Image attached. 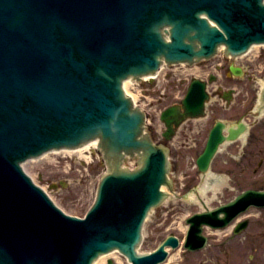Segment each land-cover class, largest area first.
Returning <instances> with one entry per match:
<instances>
[{
	"label": "water",
	"instance_id": "95a60500",
	"mask_svg": "<svg viewBox=\"0 0 264 264\" xmlns=\"http://www.w3.org/2000/svg\"><path fill=\"white\" fill-rule=\"evenodd\" d=\"M263 40L264 0H0V264H88L113 246L134 263L162 259L170 239L147 256L134 247L148 208L165 196L159 187L169 183L167 150L141 136L144 114L122 80L153 72L163 60L208 57L219 43L234 55ZM191 91L184 105L194 114L202 83ZM176 116L175 108L162 114L168 127ZM221 127L198 158L201 169ZM96 136L111 169L86 219H78L56 207L20 162ZM95 144L25 168L60 207L83 215L107 170ZM122 150H141L140 166L121 169Z\"/></svg>",
	"mask_w": 264,
	"mask_h": 264
},
{
	"label": "rangeland",
	"instance_id": "374dc122",
	"mask_svg": "<svg viewBox=\"0 0 264 264\" xmlns=\"http://www.w3.org/2000/svg\"><path fill=\"white\" fill-rule=\"evenodd\" d=\"M221 54L222 51L212 59L202 60L198 65L192 67L187 65L168 67L152 81H141L137 85L138 103H141L149 113V120L156 129V136H160L161 131L164 129V125L159 119L161 110L171 103L179 102L192 76L207 78L209 73L218 76L221 70H217L216 61L230 62V60H225ZM227 63L222 66L223 71L226 69ZM217 81L222 83V90L232 85V83L222 81L219 76ZM217 83L216 81L209 83L208 88L211 97L207 108L217 106L214 104L213 95ZM131 91L136 93V88H132ZM206 131L207 127L204 128L199 139L193 137L189 140L183 136L184 129L179 127L174 137H172L170 142L173 147L170 151V159L172 164L171 175L175 181L174 191L161 205L153 208L146 218L143 225V241L139 247L141 251L152 250L169 233L178 236L183 235L185 218L202 208V196L199 188L203 176L194 166V156L202 148ZM227 151L224 148L218 153L212 164L211 170L216 176L220 177L221 183L219 182L220 185L217 189L213 190L209 187L205 191V200L209 199L207 204L211 207L231 199L243 188L256 184L264 176L260 172L253 173L251 168L241 169L244 171L241 172L239 166H247V158L241 159V161L235 160V150L233 149L229 153ZM253 163L255 164V157H253ZM119 255L121 260L113 257L108 259H112L114 264H130L121 254ZM169 256L171 258L167 262H180L183 254L181 249L178 248L171 250ZM108 259L105 261L106 264H108Z\"/></svg>",
	"mask_w": 264,
	"mask_h": 264
},
{
	"label": "flooded vegetation",
	"instance_id": "af4514ba",
	"mask_svg": "<svg viewBox=\"0 0 264 264\" xmlns=\"http://www.w3.org/2000/svg\"><path fill=\"white\" fill-rule=\"evenodd\" d=\"M244 65L245 76H226L235 86L220 95L229 102L224 112L231 119L238 123L245 115L251 121L244 143L242 137H238L230 146L231 150L247 157L248 165L240 169L251 168L253 172L264 174V85L257 80L258 76L264 78V47L254 56L246 57ZM241 79L244 86L240 94L235 87L242 84ZM218 90L217 87V93ZM260 92L263 102L254 109V100ZM257 187L264 188V184ZM207 233L208 243L199 250L197 264H264V207L251 206L222 228L207 227Z\"/></svg>",
	"mask_w": 264,
	"mask_h": 264
},
{
	"label": "bare ground",
	"instance_id": "6f19581e",
	"mask_svg": "<svg viewBox=\"0 0 264 264\" xmlns=\"http://www.w3.org/2000/svg\"><path fill=\"white\" fill-rule=\"evenodd\" d=\"M253 47H257V45H254ZM128 83H129V80H126L124 82V87H125V89H126L127 92H129L128 89H127ZM131 87H132V85H131ZM135 96L138 97V92H136V94L133 95L134 99H135ZM210 178L212 179V181L210 183V186L214 190L217 188L216 186H218V184H219V182H218L219 181V178L216 177V176H214V175L212 177V174H210V173H205L204 174V183H203L201 189H204L205 187H207L206 184L210 181ZM108 257H113L115 259L121 260V256L117 253L116 250H113V251H110V252H108L106 254L101 255L99 258L96 259V261H94V264H106L105 261H106V259Z\"/></svg>",
	"mask_w": 264,
	"mask_h": 264
}]
</instances>
